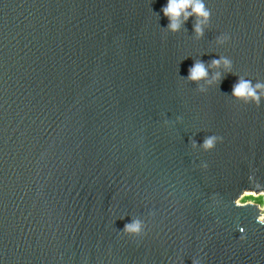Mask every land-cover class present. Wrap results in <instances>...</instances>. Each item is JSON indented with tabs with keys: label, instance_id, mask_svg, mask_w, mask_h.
<instances>
[{
	"label": "water",
	"instance_id": "95a60500",
	"mask_svg": "<svg viewBox=\"0 0 264 264\" xmlns=\"http://www.w3.org/2000/svg\"><path fill=\"white\" fill-rule=\"evenodd\" d=\"M205 2L197 40L166 0H0V264H264V208L239 202L264 194V101L230 96L264 81V0ZM218 55L219 85L183 79Z\"/></svg>",
	"mask_w": 264,
	"mask_h": 264
},
{
	"label": "clouds",
	"instance_id": "9594fccd",
	"mask_svg": "<svg viewBox=\"0 0 264 264\" xmlns=\"http://www.w3.org/2000/svg\"><path fill=\"white\" fill-rule=\"evenodd\" d=\"M160 12L168 21L167 25L163 27L166 32L177 33L181 31L190 17L193 18L192 33L195 39L202 38L205 29L209 27L211 13L209 8L206 7L205 0H166ZM229 39L228 34L221 33L215 38V44L218 46L225 45ZM208 69H223V72L215 71L210 76ZM228 73H233L231 59L224 55H218V58L211 59L207 66L201 60H194L188 69L187 76L183 79L195 83L197 91L204 92L207 87L219 85L223 75ZM230 96L243 104L251 103L259 107L261 102L264 101V81L256 80L253 82L252 79H246L243 75H237ZM177 119L179 120V117ZM221 140L222 137L218 135H207L200 143L192 140L191 147L207 152L212 150ZM200 166L207 168L206 163H202ZM249 179L251 180L252 177L250 176ZM233 203L235 204V202ZM261 204L264 207V200L261 201ZM258 220L264 222V213L258 217ZM145 228L144 220L136 218L126 222L120 232L125 236L136 238L144 234ZM192 264H201V261L198 258H193Z\"/></svg>",
	"mask_w": 264,
	"mask_h": 264
},
{
	"label": "rangeland",
	"instance_id": "374dc122",
	"mask_svg": "<svg viewBox=\"0 0 264 264\" xmlns=\"http://www.w3.org/2000/svg\"><path fill=\"white\" fill-rule=\"evenodd\" d=\"M264 200V194H256V193H253V192H245L243 194V196L239 199V202L240 203H247V202H254V203H257L260 205L261 208H264L262 207V204H261V201ZM264 213V211H263Z\"/></svg>",
	"mask_w": 264,
	"mask_h": 264
},
{
	"label": "bare ground",
	"instance_id": "6f19581e",
	"mask_svg": "<svg viewBox=\"0 0 264 264\" xmlns=\"http://www.w3.org/2000/svg\"><path fill=\"white\" fill-rule=\"evenodd\" d=\"M248 193V192H247Z\"/></svg>",
	"mask_w": 264,
	"mask_h": 264
}]
</instances>
